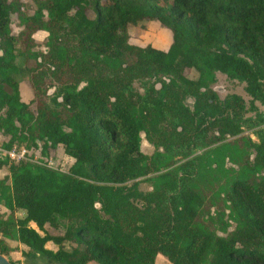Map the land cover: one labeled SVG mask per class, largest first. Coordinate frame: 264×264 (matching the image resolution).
Masks as SVG:
<instances>
[{
    "label": "trees",
    "instance_id": "16d2710c",
    "mask_svg": "<svg viewBox=\"0 0 264 264\" xmlns=\"http://www.w3.org/2000/svg\"><path fill=\"white\" fill-rule=\"evenodd\" d=\"M34 1L32 13L20 14L22 28L12 34L9 19L21 2L0 0V131L8 135L1 146L39 140L42 151L60 146L73 160L61 171L0 157V166L7 168L0 177V204L8 210L0 214V253L13 249L6 237L26 245V256L41 254L63 264H156L158 255L169 264H264L261 132L257 141L247 138L259 179L250 184L233 177L225 189L236 220L225 235L194 219L199 194L193 180L201 172L200 156L158 174L152 191L139 193L131 181L157 168L139 150V131L151 139V133L159 134V121L171 126L167 137L157 139L166 153L165 167L175 162L173 155L184 157L205 146L201 136L208 128L217 131L218 141L241 126L264 124V0ZM140 20H154L169 31L166 48L128 41L127 25ZM36 30L47 32L45 54L32 50ZM67 43L80 60L73 73L83 84L63 85L51 97L65 112L36 96V81L33 96L23 100L17 70L31 57L37 66L60 69L68 54L61 47ZM99 64L103 67L95 72ZM191 68L195 78L185 74ZM214 71L244 82L247 106L234 92L217 97L208 86ZM143 74L166 77H158L159 89L150 88L159 94L133 93L131 79ZM179 95L192 96V107L182 105ZM247 110L254 115L244 116ZM225 148V143L215 146L218 152ZM138 195L147 206L131 203L129 198ZM15 209L23 214L14 215ZM48 240L54 250L44 246Z\"/></svg>",
    "mask_w": 264,
    "mask_h": 264
},
{
    "label": "rangeland",
    "instance_id": "374dc122",
    "mask_svg": "<svg viewBox=\"0 0 264 264\" xmlns=\"http://www.w3.org/2000/svg\"><path fill=\"white\" fill-rule=\"evenodd\" d=\"M21 2L19 11L13 12L9 19V31L12 34H16L21 28V13H32L35 8L34 0H19ZM88 15L93 16V12L88 9ZM128 32V41L130 43L145 45L150 44L157 48H166L169 44L171 38L169 31L160 26L154 20H140L135 24H128L126 27ZM45 30H36L32 37L34 39V44L32 50L40 51L46 53L48 51V45L45 44L46 41ZM71 39H68L70 42ZM74 47L71 46V43H67L61 50L67 51L65 56V61L68 60L69 64L64 61L63 66L60 69H54L51 71V68L47 63H42L36 65L35 60L31 57L27 61V67H20L15 76L18 79V89L20 96L23 100H28L33 96L34 91L32 88V81L37 83L38 92L37 97L42 98L50 107L65 112L63 106L59 103L54 102L51 97L56 95V92L61 89L63 85L72 84L76 82L77 75L73 73V69L80 65L79 61L76 59V55H73ZM19 61V59H17ZM36 61H41L40 57H37ZM77 61V62H76ZM76 62V65H75ZM73 63V64H72ZM115 65V63L113 64ZM50 69H49V68ZM103 67L101 64L95 66L93 70L97 72ZM31 68L32 71H31ZM185 74L190 78H195L196 71L191 68L185 71ZM81 75V74H80ZM166 77L163 75H152V74H143L135 76L131 79V90L133 93L138 96L144 94L146 91L154 94H159L152 90L159 89L160 80L158 79ZM213 80L208 82V86L213 90L219 99L223 98L227 93H237L239 94L244 102L245 106L248 105L249 95L245 92L243 85L244 82L236 78H232L220 71H214ZM83 84V81L80 79L76 82V88ZM150 88H153L152 90ZM192 96L184 95L178 97V100L182 105L187 107H192ZM58 102L61 101L60 95L56 96ZM136 101V107L139 105ZM255 104L258 110L262 109L261 104L258 101H255ZM3 114V108H0V116ZM246 115H254L253 111L247 110L243 113ZM16 123V122H15ZM170 123L164 121H159L158 128L159 134L153 132L150 134L151 139L145 134L143 130L139 131V149L144 153L149 161L153 162L157 168L152 169L144 174L137 175L131 181H135L136 189L139 193H146L147 191H152L154 189L153 182H155L158 174L168 170L171 166L180 163L186 159L191 158L192 156H200L199 159L201 165V172L194 177L193 187L197 190L199 194V202L193 206L195 211L194 219L196 222L206 227L207 229L215 232L216 234L225 235L231 231L236 226V220L234 219L233 213L228 207V200L225 197V189L233 177H238L246 180L250 184L255 183L260 175L261 171L256 169L252 163L254 149L249 145L248 139L251 142L257 141V135L261 132L264 136V124H254L249 127L241 126V129L236 134H224V138L216 140L215 136L218 135L217 131L211 127L208 128L204 135H202V141H205V146L194 149L184 157H180V154L173 155V160L175 161L172 165L165 167L161 164L166 163V153L163 150V144L158 142L157 139L160 137H167L171 126ZM64 129H67V126L63 125ZM177 130H180V127L176 126ZM176 136V135H175ZM182 136V133L178 137ZM8 135H4L0 131V146L1 142L7 139ZM248 138V139H247ZM164 140V139H163ZM199 143V142H197ZM220 143H225V151H216L215 146ZM26 148L25 155L29 157L28 161L41 163L55 169L65 171L72 162V158L62 152L60 146L49 147L45 152L40 149V141L36 140L35 144H29L28 141L14 142L10 147L14 146L19 148L20 146ZM9 147V148H10ZM186 150V149H185ZM0 157H3L0 153ZM210 165V167H208ZM7 173L6 165L0 166V177ZM131 203L134 206L142 208L147 206L148 203L146 199L142 196H136L129 198ZM94 206L98 207L99 203L94 202ZM8 210L0 204V214L6 213ZM14 215L20 216L22 212L20 209L14 210ZM7 256V255H6ZM156 264H169V261L163 255H158ZM201 264H207V260L203 261Z\"/></svg>",
    "mask_w": 264,
    "mask_h": 264
},
{
    "label": "crops",
    "instance_id": "0c3cea01",
    "mask_svg": "<svg viewBox=\"0 0 264 264\" xmlns=\"http://www.w3.org/2000/svg\"><path fill=\"white\" fill-rule=\"evenodd\" d=\"M21 212L23 214L22 210H21ZM29 224L36 229V226L32 221H30ZM3 240L8 245L13 247L12 250H10L7 254H4V255L5 256L7 255L6 256L7 258L18 260L20 264H63V263L54 261V260H52V259H50L44 255H41V254H36L33 257L26 256L22 253V251L27 250L26 245H24L23 243L15 240V239H9L6 237H3ZM44 246L47 248L53 249V250L56 248V245L52 241H49V240L45 242Z\"/></svg>",
    "mask_w": 264,
    "mask_h": 264
},
{
    "label": "built area",
    "instance_id": "2783aa9c",
    "mask_svg": "<svg viewBox=\"0 0 264 264\" xmlns=\"http://www.w3.org/2000/svg\"><path fill=\"white\" fill-rule=\"evenodd\" d=\"M26 148L24 146H20L19 148H16L14 146L10 148H5L3 146H0V153L2 156H6L9 160L12 161H19V160H26L29 159L28 156L25 155Z\"/></svg>",
    "mask_w": 264,
    "mask_h": 264
},
{
    "label": "water",
    "instance_id": "95a60500",
    "mask_svg": "<svg viewBox=\"0 0 264 264\" xmlns=\"http://www.w3.org/2000/svg\"><path fill=\"white\" fill-rule=\"evenodd\" d=\"M0 264H9L8 258L2 253H0Z\"/></svg>",
    "mask_w": 264,
    "mask_h": 264
},
{
    "label": "flooded vegetation",
    "instance_id": "af4514ba",
    "mask_svg": "<svg viewBox=\"0 0 264 264\" xmlns=\"http://www.w3.org/2000/svg\"><path fill=\"white\" fill-rule=\"evenodd\" d=\"M140 150V149H139Z\"/></svg>",
    "mask_w": 264,
    "mask_h": 264
}]
</instances>
